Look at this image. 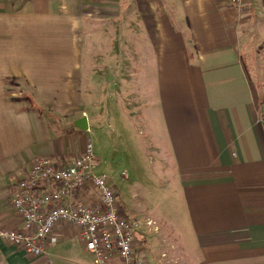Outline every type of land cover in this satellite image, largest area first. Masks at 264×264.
Masks as SVG:
<instances>
[{
  "label": "crops",
  "instance_id": "1",
  "mask_svg": "<svg viewBox=\"0 0 264 264\" xmlns=\"http://www.w3.org/2000/svg\"><path fill=\"white\" fill-rule=\"evenodd\" d=\"M112 22L113 52H122L113 58V98L144 107L127 44L135 27L153 54L156 149L185 221L184 253L171 236L133 222L137 254L147 264H264V0L240 9L229 0H0V228L21 226L10 200L37 159L67 167L81 155L88 129L75 123L84 101L99 98L85 70L96 40L87 41ZM121 101L113 109L126 107ZM67 200L97 204L88 185ZM77 234L57 224L40 257L0 239V264H92Z\"/></svg>",
  "mask_w": 264,
  "mask_h": 264
},
{
  "label": "rangeland",
  "instance_id": "2",
  "mask_svg": "<svg viewBox=\"0 0 264 264\" xmlns=\"http://www.w3.org/2000/svg\"><path fill=\"white\" fill-rule=\"evenodd\" d=\"M98 34L100 37L94 39L95 34L91 32V41H87V44L96 43L94 50L85 52L87 59L95 61L88 63L89 67L85 70L86 74L95 76L92 77L93 80H98V91L94 94L99 98L84 101V111L80 115V118L86 119L88 116L89 127L86 133L87 139L91 140L96 164L93 172L105 175L107 182L119 192V202L125 206L132 223L144 222L147 235L171 236L172 240L179 241V248H184V253L186 247L180 239L185 237V221L179 208L178 188L172 179L173 172L170 165L168 166L167 157L161 154L160 148L156 149V141H159V122L152 106L153 54L135 27L133 37L127 36V44H133L134 61L138 62L136 70L140 80L144 81V107L136 108L135 99L121 101L120 97L113 98V58L116 54L117 60H120L119 55L122 54L120 51L113 52V22L104 31H98L96 35ZM123 43H126V37L121 40L122 45ZM261 45L264 51V45ZM143 61L147 62L148 67H139ZM143 76H146V79ZM106 83L109 84L108 88ZM102 84L106 88L105 91L101 90ZM119 100L126 107L114 106L113 109V103L117 105ZM114 112L119 114L113 115ZM21 179L23 177L16 182ZM146 221L152 222V225H145ZM135 225L137 227V224ZM42 262L41 259L37 260V264ZM144 264H147L146 260Z\"/></svg>",
  "mask_w": 264,
  "mask_h": 264
},
{
  "label": "built area",
  "instance_id": "3",
  "mask_svg": "<svg viewBox=\"0 0 264 264\" xmlns=\"http://www.w3.org/2000/svg\"><path fill=\"white\" fill-rule=\"evenodd\" d=\"M243 2L229 0L238 9ZM95 165L90 139L85 140L81 155L67 167L49 158L37 159L26 176L16 182L10 201L21 226L0 228V239L29 256L40 257L48 253L44 243L54 227L67 223L76 228L92 264H105L112 257L119 264H144L133 247L136 225L120 214L112 186L105 175L93 172ZM86 185L96 193L97 204L69 203L67 199ZM145 225L152 222L146 221Z\"/></svg>",
  "mask_w": 264,
  "mask_h": 264
},
{
  "label": "water",
  "instance_id": "4",
  "mask_svg": "<svg viewBox=\"0 0 264 264\" xmlns=\"http://www.w3.org/2000/svg\"><path fill=\"white\" fill-rule=\"evenodd\" d=\"M75 125L81 129V130H87L88 127H87V120H86V117H82L80 119H78L75 123Z\"/></svg>",
  "mask_w": 264,
  "mask_h": 264
},
{
  "label": "trees",
  "instance_id": "5",
  "mask_svg": "<svg viewBox=\"0 0 264 264\" xmlns=\"http://www.w3.org/2000/svg\"><path fill=\"white\" fill-rule=\"evenodd\" d=\"M9 83H12V82H9Z\"/></svg>",
  "mask_w": 264,
  "mask_h": 264
}]
</instances>
